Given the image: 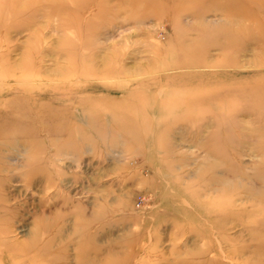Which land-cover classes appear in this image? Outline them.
<instances>
[{"label": "rangeland", "instance_id": "1", "mask_svg": "<svg viewBox=\"0 0 264 264\" xmlns=\"http://www.w3.org/2000/svg\"><path fill=\"white\" fill-rule=\"evenodd\" d=\"M133 1L0 0V264H264V20Z\"/></svg>", "mask_w": 264, "mask_h": 264}, {"label": "bare ground", "instance_id": "2", "mask_svg": "<svg viewBox=\"0 0 264 264\" xmlns=\"http://www.w3.org/2000/svg\"><path fill=\"white\" fill-rule=\"evenodd\" d=\"M124 1V0H122ZM133 1V0H132ZM264 0H248L238 4L229 5L226 7L225 12L230 19L237 18L239 23H242L241 29L248 28L250 23L256 24L259 20H264ZM134 2V1H133ZM62 6L55 9L56 12L61 11ZM17 12H15L16 14ZM160 15L159 13H156ZM242 32H245V31Z\"/></svg>", "mask_w": 264, "mask_h": 264}]
</instances>
